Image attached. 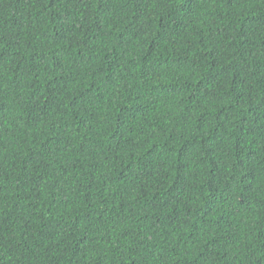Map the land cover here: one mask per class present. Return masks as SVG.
Wrapping results in <instances>:
<instances>
[{"label":"trees","instance_id":"obj_1","mask_svg":"<svg viewBox=\"0 0 264 264\" xmlns=\"http://www.w3.org/2000/svg\"><path fill=\"white\" fill-rule=\"evenodd\" d=\"M0 264H264V0H0Z\"/></svg>","mask_w":264,"mask_h":264}]
</instances>
